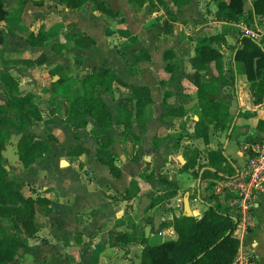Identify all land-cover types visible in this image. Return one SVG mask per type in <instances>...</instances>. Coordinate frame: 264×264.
Segmentation results:
<instances>
[{"label":"crops","instance_id":"crops-1","mask_svg":"<svg viewBox=\"0 0 264 264\" xmlns=\"http://www.w3.org/2000/svg\"><path fill=\"white\" fill-rule=\"evenodd\" d=\"M101 1L108 11L93 0H74L73 5L66 0H2L8 11L0 18V102L8 107L3 123L10 130L3 150L8 176L25 182V194L48 200L35 203L36 232L20 233V264H140L143 243L137 239L144 236L153 244L173 238V215L183 212L186 195L195 217L211 203L230 214L235 211L226 202L228 193L214 190V183L229 173L217 172L213 163L223 152L232 159L233 174L246 160L243 144L264 139V103L253 100L243 64L233 59L244 27L256 24L260 33L255 39L264 47V29L257 24L264 11L255 13V0H244L232 22L216 19L214 0ZM220 28L225 32L220 43L224 75H234L232 84L215 79L213 63L196 78L190 62L196 38ZM102 68L113 69L125 83L115 81L111 93L94 90L106 102L112 121L100 128L85 114V124L74 126L64 93L79 94L81 75ZM61 76L70 80L52 90L51 83ZM207 77L215 79L213 97L227 104L232 122L229 127L211 125V138L205 142L195 135L194 124L199 118L197 83ZM14 83L16 90L5 86ZM139 86L148 87L152 100L143 120L133 112L131 128L139 141L126 153L118 107ZM7 98L29 99L40 118L15 110ZM94 128L101 140L112 138L103 155L120 168L119 175L96 158ZM26 134L45 140L48 150L27 165L18 154V160L10 161L7 150L17 153ZM252 213V225L238 237L234 264H241L247 253L253 264H264V192ZM124 230L133 232L127 248L113 242L112 234ZM156 233L158 240L149 242L148 235Z\"/></svg>","mask_w":264,"mask_h":264},{"label":"trees","instance_id":"trees-1","mask_svg":"<svg viewBox=\"0 0 264 264\" xmlns=\"http://www.w3.org/2000/svg\"><path fill=\"white\" fill-rule=\"evenodd\" d=\"M74 4V0H66ZM96 6L108 11L101 0H93ZM161 1V0H158ZM177 3L188 0H174ZM216 2V19L232 22L236 20L243 10L244 0H214ZM255 13L264 11V0H255ZM8 11L0 0V18H3ZM252 17V14L249 15ZM224 31L210 32L196 38V51L190 57V62L195 68L194 76L201 77L199 70L207 68L213 63L217 72L215 79L222 83L232 84L234 75L226 77L223 68V53L220 50V43L225 40ZM0 29V42L2 41ZM33 41V35H29ZM236 62H241L244 67L246 78L249 81V89L255 102L264 98V47L260 42L250 35L241 32L236 41L233 54ZM214 78H204L197 83L196 95L199 107V118L194 124V133L205 142L209 141L211 125L229 127L232 117L228 106L223 101L213 97L217 89ZM70 80L66 76L59 77L51 83L50 88L55 90L57 85L63 81ZM117 81L125 84L111 68H102L99 72L92 70L85 71L79 78L81 92L77 95L64 93L68 101V120L74 126L85 124L84 116H92L100 128H106L112 121V114L107 108L106 102L94 90L101 87L110 93L113 90V83ZM9 90H16V85L6 84ZM132 98L127 99L118 107V124L121 129V146L126 153H129L134 143L139 141L131 128L133 112L136 119H144V108L151 102L150 92L147 86H139L132 89ZM15 110L24 109L34 119L40 118L38 109L27 98L18 101L7 98ZM182 109V108H179ZM8 107L5 102H0V264H20L15 261V253L19 246L24 245L21 238L22 232L32 235L37 227L33 221L35 203L48 202L47 199L33 198L24 193L25 182L21 179L8 176V164L3 150L6 148L10 130L4 126V119L8 117ZM264 127V126H263ZM96 139L97 148L95 156L101 162L106 163L113 175H119L120 168L109 162L103 155V150L112 143V138L101 140L97 130L91 131ZM252 138L250 140H259ZM48 150L45 140L37 138L34 134H26L17 143V154L20 161L30 164L38 159ZM76 150H68V153ZM78 152V151H77ZM213 167L219 173L235 171L232 159L220 151ZM127 197V190L122 192ZM112 197V195H110ZM234 220L232 215L221 209L218 203L208 204L200 217L184 214L182 211L173 215V230L175 236L159 243H148L144 236L137 240L143 243L140 264H234L238 250L239 238L233 234ZM132 231H115L113 242L118 246L127 248L132 242ZM253 258V257H252Z\"/></svg>","mask_w":264,"mask_h":264},{"label":"built area","instance_id":"built-area-1","mask_svg":"<svg viewBox=\"0 0 264 264\" xmlns=\"http://www.w3.org/2000/svg\"><path fill=\"white\" fill-rule=\"evenodd\" d=\"M257 22L264 29V14ZM242 32L255 38L260 31L256 24L242 28ZM264 103V98L262 99ZM246 160L233 174H226L214 183L218 193H228L226 202L235 211L231 214L234 220L233 234L240 238L253 223V208L257 197L264 192V139L246 141L242 146ZM241 264H253L251 255L243 254Z\"/></svg>","mask_w":264,"mask_h":264},{"label":"rangeland","instance_id":"rangeland-1","mask_svg":"<svg viewBox=\"0 0 264 264\" xmlns=\"http://www.w3.org/2000/svg\"><path fill=\"white\" fill-rule=\"evenodd\" d=\"M221 29H223V28L218 29V32H220ZM13 149L14 148L10 147L7 150V152H6V155L9 157L10 161L15 160V159L18 160L17 153L15 151L13 152ZM196 205H198V208L199 209H202V207L204 206L203 203H201L200 201H198L196 203ZM158 237H159V234L158 233H156L154 235L149 234L148 235L149 242H156L158 240Z\"/></svg>","mask_w":264,"mask_h":264},{"label":"water","instance_id":"water-1","mask_svg":"<svg viewBox=\"0 0 264 264\" xmlns=\"http://www.w3.org/2000/svg\"><path fill=\"white\" fill-rule=\"evenodd\" d=\"M209 137L211 138V133H209ZM5 166H6V168H8V165H5ZM141 207H144V201L142 202ZM183 213L187 214V215H193V212L190 209V206H189V203H188L187 195L185 196V199H184V210H183ZM22 252H23V246H19L18 249H17V252L15 253V256H14L15 261H19L20 255L22 254Z\"/></svg>","mask_w":264,"mask_h":264}]
</instances>
